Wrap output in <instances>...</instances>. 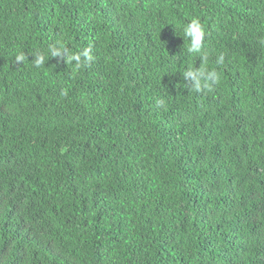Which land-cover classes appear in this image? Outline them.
<instances>
[{"label": "trees", "instance_id": "obj_1", "mask_svg": "<svg viewBox=\"0 0 264 264\" xmlns=\"http://www.w3.org/2000/svg\"><path fill=\"white\" fill-rule=\"evenodd\" d=\"M0 264H264V0H0Z\"/></svg>", "mask_w": 264, "mask_h": 264}, {"label": "clouds", "instance_id": "obj_2", "mask_svg": "<svg viewBox=\"0 0 264 264\" xmlns=\"http://www.w3.org/2000/svg\"><path fill=\"white\" fill-rule=\"evenodd\" d=\"M205 35V31L200 22L197 19L191 20L186 26L183 27V36L188 40L187 50L189 52L198 51L201 47L202 41L204 42ZM62 50H64V44L59 43L58 48L49 49V55L55 56ZM80 55H83L85 57L83 62L80 61ZM15 59L16 61H24L25 56L23 55V53H20L16 55ZM43 59V54H41V56H38L34 62L35 66L39 67L40 65H42ZM67 59L69 64L72 60H76L78 62L77 66H81V64L86 66L91 61L92 57L89 54V49L86 48L84 49L83 53L80 54L69 52ZM223 59L224 57L221 54L217 59V63H222ZM184 75L186 77L190 76L193 79L195 91H212L213 85L219 82L218 73L215 70H207L205 67H200L199 70H192L191 68H189V70L185 72Z\"/></svg>", "mask_w": 264, "mask_h": 264}]
</instances>
